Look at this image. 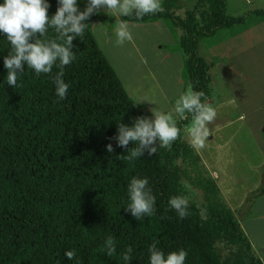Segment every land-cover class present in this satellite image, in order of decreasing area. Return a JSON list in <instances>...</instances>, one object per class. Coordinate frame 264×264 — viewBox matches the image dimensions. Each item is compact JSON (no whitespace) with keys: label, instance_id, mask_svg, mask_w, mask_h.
I'll return each instance as SVG.
<instances>
[{"label":"trees","instance_id":"1","mask_svg":"<svg viewBox=\"0 0 264 264\" xmlns=\"http://www.w3.org/2000/svg\"><path fill=\"white\" fill-rule=\"evenodd\" d=\"M47 3L51 19L60 4ZM160 4L162 11L140 15L132 9L118 20H164L180 30L177 45L185 56L187 83L203 93L201 103L207 104L212 66L201 56L200 43L245 19L227 16L226 0H196L184 19L174 14L179 0ZM86 9L77 0L78 13ZM253 15L264 18L262 11ZM107 20L90 14L81 21L82 35L69 33L74 59L68 65L57 57L48 73H37L21 61L20 68L11 70L16 75L11 85L4 61L15 53L0 33V264H149L151 248L165 258L184 250L185 264H263L231 212L211 208L203 215L188 198L178 163L193 156L183 132L191 113L176 121L180 134L170 148L161 147L158 138L148 145L138 140L119 144L122 127L148 119L87 28ZM45 29L28 43H63L55 26ZM57 79L67 86L63 98L57 95ZM133 151L139 154L132 157ZM143 179L146 198L154 197V203L150 215L137 216L129 207V187ZM178 195L189 200V215L183 218L169 205ZM263 197V190L251 193L245 220Z\"/></svg>","mask_w":264,"mask_h":264},{"label":"rangeland","instance_id":"2","mask_svg":"<svg viewBox=\"0 0 264 264\" xmlns=\"http://www.w3.org/2000/svg\"><path fill=\"white\" fill-rule=\"evenodd\" d=\"M79 1L90 6V0ZM179 1L174 14L184 19L196 0ZM226 2V15L244 18L245 23L221 30L200 43L201 56L212 66V93L206 105L215 108L216 117L206 123L209 135L199 149L190 146L184 127V142L193 156L181 160L178 167L188 198L202 214L211 208L231 212L264 264V201H257L250 211L251 219L245 220L251 193L264 191V18L253 15L255 11L264 12V0ZM91 14L108 19L90 23L87 28L128 96L133 101L138 97L134 102L147 119L153 121L159 111L171 112L173 119L180 121L173 109L189 87L185 56L177 45L181 31L164 20L128 24L131 39L118 44L119 14L114 15L106 5L94 8ZM243 31H250L244 48L232 40L222 51L225 39L214 48L223 36ZM251 222H257V226Z\"/></svg>","mask_w":264,"mask_h":264},{"label":"clouds","instance_id":"3","mask_svg":"<svg viewBox=\"0 0 264 264\" xmlns=\"http://www.w3.org/2000/svg\"><path fill=\"white\" fill-rule=\"evenodd\" d=\"M60 7L54 16L49 19L46 15L49 7L47 0H0V33L6 34L7 40L14 49V55L4 61L5 67L9 69L7 82L15 84L16 75L11 71L13 67L20 68L21 61L27 62L29 67L37 73H48L53 62L59 58L61 65H68L74 57L70 54L68 46L71 45L73 36L69 33L82 35L84 21L93 12V9L106 5L113 10V14L129 15L132 9H136L140 15L162 11L160 0H90V6L83 13H78L77 0H59ZM119 10L117 13L116 10ZM55 26L64 38L63 43L48 41L47 43L37 40L35 43H28V38L35 33L43 35L46 31L45 25ZM117 43L123 44L125 40L131 39V33L128 30L126 22H118L116 27ZM57 95L63 98L65 95L66 85L56 81ZM201 92H193L189 86L185 94L179 96L175 102L173 111L178 114L177 119H183L185 113H191L192 118L189 125L186 126V134L191 147L194 149L202 148L206 138L209 135L206 127L207 122H211L216 117V110L211 106L201 103ZM146 99H148L146 97ZM138 97L134 98L136 102ZM180 134V129L176 126L171 112L155 113V119L149 122L146 119H138L132 128L122 127L118 136L121 146L126 145L129 140H138L141 145H148L159 139L161 147L170 148L171 142L175 141ZM110 150V149H109ZM154 152L155 149H151ZM139 154L138 151L131 153L132 157ZM147 180H133L130 187L131 204L129 207L133 215L141 213L151 214L154 197L146 198L144 192ZM185 190L187 185H184ZM189 200L184 196H175L169 200L171 208L177 210L181 218L189 215L187 210ZM111 245L112 241L109 240ZM112 249H110L111 253ZM130 251V249H129ZM151 256L149 264H185L187 253L180 250L178 253H169L165 258L163 253L150 249ZM69 259L72 258L73 252L68 251L65 254ZM129 256L125 255L124 260Z\"/></svg>","mask_w":264,"mask_h":264},{"label":"crops","instance_id":"4","mask_svg":"<svg viewBox=\"0 0 264 264\" xmlns=\"http://www.w3.org/2000/svg\"><path fill=\"white\" fill-rule=\"evenodd\" d=\"M248 32H250V31H243V32L235 33L234 35H229L226 38H225V36H223L221 38V40L219 41V43L218 44H213V46H214V48H218V47H220L225 42V44L222 46V51H223V49H225V46L228 45V44H230L229 42H231L233 40L234 42H238L239 43V44H236L238 47L244 48V46L247 45V42H246L247 41V38L246 37L248 35ZM222 39H225L224 42H222ZM263 47H264V45H263ZM263 201H264V197L261 198L258 202H263ZM254 215H257V214H254ZM259 216L260 215H258V217H257L258 219L261 218ZM250 224L257 226V222H251Z\"/></svg>","mask_w":264,"mask_h":264}]
</instances>
